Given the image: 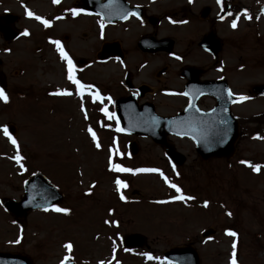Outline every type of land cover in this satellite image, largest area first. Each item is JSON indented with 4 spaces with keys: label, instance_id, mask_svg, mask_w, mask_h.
<instances>
[{
    "label": "rangeland",
    "instance_id": "1",
    "mask_svg": "<svg viewBox=\"0 0 264 264\" xmlns=\"http://www.w3.org/2000/svg\"><path fill=\"white\" fill-rule=\"evenodd\" d=\"M74 1L66 0L60 7ZM49 2L37 0L30 5L33 12L51 13L54 8ZM239 4L238 12L231 16L212 9L208 20L212 22L213 15L214 20L222 17L217 27L223 29L220 37L225 52L231 55L233 65L242 66L232 77L233 86L236 91L250 93L253 86L264 84V0H239ZM205 6L197 0H155L152 9L167 17L164 25L156 29V36L173 39L174 52L194 60L192 56L199 51L193 45L213 26L199 18ZM14 8H18L15 3ZM190 17L193 20L182 19ZM54 20L47 21L50 24ZM233 20L237 25L231 27L234 32L226 25L228 22L231 26ZM75 26L79 32L91 28L95 33L75 38L71 34ZM21 27L32 29L35 37L17 42L12 47L13 55L5 57L8 67L3 69L10 78L12 96L6 106L0 101V129L8 125L16 128L13 138L23 159L19 164L13 159L17 148L0 131V199H20L26 180L42 172L65 197L55 207L69 211H37L30 214L24 226L15 222L0 203V250L20 252L36 264H61L65 256L75 264H169L164 259L165 252L190 244L198 250L201 264H230L235 241L237 264H264V99L250 98L237 109L245 117L246 135L237 140L231 160L203 161L190 140L171 138L187 158L182 167L175 168L151 140L124 138L117 131L111 100L106 102L107 97L99 93L104 101L94 103L88 89L81 97L68 80L67 61L61 58L53 41H61L69 58L74 54L94 61L104 37L97 33L93 20L61 21L53 29L51 25L24 20ZM109 30L107 41L122 39L127 45L131 42V36L121 38L119 31ZM63 33L69 35L68 41L58 38ZM120 73L118 66L110 62L95 65L81 75L91 81L94 91L103 82L114 91L119 87L113 84ZM74 74L78 76L77 70ZM214 75L211 72L206 76ZM56 90H67L72 95H54ZM208 103L210 106L212 101ZM102 109L113 117L109 119ZM93 123L97 125V129L91 128L96 142L86 128ZM133 140L139 145L136 156L128 150ZM110 160L124 168L159 171L115 172L110 170ZM240 161L262 167L253 172ZM160 173L194 199L173 201L177 193ZM117 178L127 184L119 193L114 183ZM120 195L125 199L121 200ZM206 229L215 230V235L203 239L201 233ZM227 231L237 236H229ZM130 234L142 235L144 247L126 248L124 238ZM67 243L72 245L71 252L64 247Z\"/></svg>",
    "mask_w": 264,
    "mask_h": 264
},
{
    "label": "flooded vegetation",
    "instance_id": "2",
    "mask_svg": "<svg viewBox=\"0 0 264 264\" xmlns=\"http://www.w3.org/2000/svg\"><path fill=\"white\" fill-rule=\"evenodd\" d=\"M35 1L37 0H0V27H7V25L11 24L9 18L15 17L16 21L12 27L10 25V30H13V32L19 35L16 39L10 41L6 39L7 37L5 34L0 31V85L2 87L0 89L4 90L6 96L10 94V78L3 69L4 67H8V62L5 60V57L13 55L14 51H12V47L15 46L17 42L28 40L33 36L35 37L34 31L32 29H28L27 27L20 28L21 23H23L24 20L38 21L34 17H29L26 15L25 9H27L31 11L34 16H39L42 19H47L50 21L51 18L54 17L56 21L54 20L49 24L51 25L52 29L56 28L61 21L64 22L79 20L82 23L87 18L94 21L96 31L97 33L100 32V34L104 37V42L107 41L108 34L112 31L109 29H115L116 31H119V36L121 38L124 35L131 36V42L128 45L123 44L122 39L121 41L115 40L120 43L122 47L121 52L123 53L119 54L117 58L110 61L113 62L115 66H118L121 72L115 84H113H117L119 87H116L115 90L112 91L111 88H109V85L105 84L104 82L98 86L99 93L104 97H110L112 101L130 97L132 100H134L136 105L149 102L158 106L159 110L161 111H168L166 115L176 114L180 112L188 102L187 97L182 94L184 93V87L187 83V77L183 76V71L188 68L193 70L201 69L203 71L199 76L201 81L223 80L226 82L228 89L234 95L239 97L245 96L248 97V99L252 98V96L249 95L250 93L248 94L246 92L236 91L235 87L233 86L232 77L234 74H236L237 67L232 64V58L229 52H225L223 40L220 37V34H223V29H219L217 27V25L220 24L222 17H217L216 20H214L213 15V21L211 22L208 20L212 15V9H214V11H219L222 16L234 15L236 13L239 0H222L221 4H218L217 0H197L201 1L202 3H206L207 7L210 9V12L207 16L200 12L199 18L203 19V22H209L213 24L210 32L207 35L213 33L215 37L221 42V49L215 55H213L204 51L197 42L193 46L195 47V51L198 50L199 53L193 55L192 57L194 60L191 61L189 60L188 56H184L180 53L176 54L174 49L170 52L156 53L146 51L138 47V41L141 39L159 37L156 36V29H160V27H162L165 23L166 15H163L159 12L157 13L152 9V6L155 4V0H125L128 3L130 9L138 8V12L136 15H129L127 20L119 21L115 24H107L100 18V16H94L83 12L77 8V5H81L77 2H73L68 6L60 7V3L66 0H59V3H53L52 0H49L50 6L54 8V11L51 13H39L38 11L33 12V8L30 4ZM101 2L105 3L106 0H101ZM14 3L17 4L18 8L13 9ZM73 9L77 10L75 15H73ZM193 12L196 13L195 11ZM156 13L160 16H158ZM229 13H231V15H229ZM182 19L193 20L191 17ZM154 21L157 22V25H154ZM101 23L104 25L103 29H101ZM226 25L230 31L234 32V29L231 28L228 22ZM77 30L78 29L76 26L71 29V34L75 38L77 36L87 37V33L94 31L91 28H89L87 32H79ZM25 31H27L28 35H23ZM63 34V37L58 36V38L62 41H68L70 39L69 35L66 33ZM133 45L136 46V48H132ZM95 56L96 57L94 61L87 60L86 58H77L74 54L71 56L75 63V70L78 72V76L75 78L85 85H90L89 82L91 81L87 82L84 75H81L83 71L89 70L95 65L100 66L110 63H100L97 61V53ZM176 57H180V59H177ZM147 69H149L147 73H142ZM23 70L24 68L21 71ZM211 72L215 73V75L213 77H207L206 75ZM248 99L242 101L239 100L238 104L241 105L237 108L236 106L238 104L232 107L233 113L235 114V112H237L239 116V127L243 133V137L246 135L243 129L245 117L239 114L237 109L241 108V106L244 105L245 101ZM209 100L212 101L210 106L206 103V101ZM217 105V98L203 97L199 100V107L203 110L211 109Z\"/></svg>",
    "mask_w": 264,
    "mask_h": 264
},
{
    "label": "water",
    "instance_id": "3",
    "mask_svg": "<svg viewBox=\"0 0 264 264\" xmlns=\"http://www.w3.org/2000/svg\"><path fill=\"white\" fill-rule=\"evenodd\" d=\"M86 4V9L100 11V5L93 0H83ZM209 41V38L207 39ZM213 43V42H211ZM162 44H170L172 42L164 41ZM115 45H106L105 50L112 49ZM108 48V49H106ZM104 50V51H105ZM115 50V49H114ZM112 52L111 54H113ZM204 85H210L209 83ZM206 93L211 95L212 86H204ZM255 94L264 95V86H255L253 88ZM195 102V101H194ZM125 125L132 124L133 131L141 135H149L155 141L164 144L167 148L169 157L182 165L185 161L183 155L177 153L174 147L164 141L168 134H176L179 136H186L191 138L195 144L197 152L206 160L213 156L231 157L234 152V143L238 138L237 127L234 120L229 122V134H224V119L219 123L216 120L213 112L206 114H199L198 116H177L173 118H160L145 116L141 118V113L134 114L133 120L122 118ZM223 125V126H222ZM228 129V126H225ZM133 153H137V146L133 145ZM41 199V201H39ZM62 200V196L54 190L49 182L41 175H35L25 185V195L20 202L15 200L5 199L3 205L7 211L13 216L24 222L28 214L38 208H50ZM213 230H208L204 233L205 236L213 234ZM144 238L140 235H131L126 238V245L128 247H142ZM166 258L176 264H200L197 252L191 247L175 248L166 253ZM0 263L3 264H32L31 261L25 257H20L12 254L0 253ZM66 264H73L72 261H67Z\"/></svg>",
    "mask_w": 264,
    "mask_h": 264
},
{
    "label": "snow or ice",
    "instance_id": "4",
    "mask_svg": "<svg viewBox=\"0 0 264 264\" xmlns=\"http://www.w3.org/2000/svg\"><path fill=\"white\" fill-rule=\"evenodd\" d=\"M53 3H59V0H52ZM192 0H189V3H191ZM217 3L218 4H221L222 3V0H217ZM26 11V15L29 16V17H34L36 20L40 21L45 27H48L49 26V21L47 20H44L42 19L41 17L39 16H34V14L25 9ZM73 12V15H75L77 13V10L76 9H73L72 10ZM128 15H136L135 12H131V13H124L123 15V18H127ZM229 15H231V13H229ZM250 18V17H248ZM183 23V22H182ZM101 29H103L104 25L103 23H101ZM237 25H236V20H233L232 21V24H231V27L235 28ZM23 35H28L27 31H25L23 33ZM53 43L56 45L57 47V50L59 51L60 53V56L63 60L67 61V64H68V69H67V72H68V80L74 84L76 86V94L77 95H80L81 97H83L84 95V90L85 89H88V95L92 96L93 98V102H96L97 100H102V97L100 96V94L98 92H93L91 89H92V86L91 85H85V84H82L79 80H77L74 76V66H73V62L72 60L68 57L67 53L63 50V48L60 46V43L59 41H53ZM177 59H180V57H176ZM54 95H72L71 92H68L67 90L65 91H62V92H56V93H53ZM183 95H187V93H182ZM228 95L229 96H232V93L231 92H228ZM7 96L4 92L3 89H0V100H3L4 102H7ZM110 99V98H109ZM238 100H246L248 99V97H245V96H240L237 98ZM102 111H104L105 115L111 119L113 117V114L107 112L106 110L102 109ZM122 129L120 128H117V131H121ZM0 131L3 132V134L8 138V140L11 142V144L17 148V154L13 157V159L16 160V162L19 164L20 161L23 159V157H21L19 155V150H18V144H17V141L12 137V135H10L9 133V130L8 128L5 126L3 127L2 129H0ZM88 132L91 134L92 136V139L94 142H96L97 138H96V135L95 133L92 131L91 128L88 129ZM256 138H261V137H256ZM99 143L97 142L96 143V147H99ZM241 164H247L248 167H250L252 169L253 172H259L260 169H261V165H258V164H251L250 162H246V161H240ZM109 164H110V170L112 171H115V172H133V174H135L136 172H158L159 170L158 169H154V168H138V169H129V168H124L122 167L121 165L119 164H113L111 162V160L109 161ZM21 168H23V165L21 164L20 165ZM160 175L163 177L164 179V182L166 184H168V186L172 189L175 190V192L177 193V195L173 196L171 199L173 201H188V200H192L194 199V197L192 196H186L182 193V190L180 187H178L176 184H173L171 183L168 178L166 176L163 175V173H160ZM115 185H116V191L119 193L120 192V189L121 188H126L127 187V184L120 180V179H116L114 181ZM120 199L121 200H124L125 197L123 195H120ZM169 201H159V203H167ZM204 206L207 207V202L204 203ZM47 210V209H45ZM53 211L55 212H64V213H67L69 210L68 209H63V208H58V207H53L52 209ZM228 215H231V213H228ZM107 223V221H106ZM227 235L229 236H232V237H236L237 236V233L234 232V231H227L226 232ZM65 249H67L69 252H71V249H72V245L71 243H67L64 245ZM231 248H232V253H231V260H230V264H237V259H236V243L235 241H233L232 245H231ZM127 251V249H125ZM144 255L149 259H153V257L148 254V253H144ZM71 258L69 256H65L62 260H61V264H66L67 261H69ZM100 264H104L103 261L100 262Z\"/></svg>",
    "mask_w": 264,
    "mask_h": 264
}]
</instances>
